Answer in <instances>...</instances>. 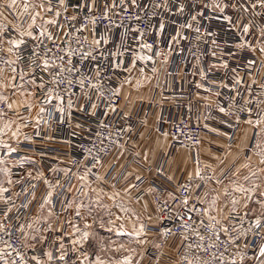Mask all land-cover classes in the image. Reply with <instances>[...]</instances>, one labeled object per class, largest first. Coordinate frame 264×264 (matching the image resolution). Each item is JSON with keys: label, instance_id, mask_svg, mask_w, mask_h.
Listing matches in <instances>:
<instances>
[{"label": "snow or ice", "instance_id": "1", "mask_svg": "<svg viewBox=\"0 0 264 264\" xmlns=\"http://www.w3.org/2000/svg\"><path fill=\"white\" fill-rule=\"evenodd\" d=\"M161 8L173 15L187 11L197 25L195 28L191 22L177 25L170 37L175 43L188 40L183 32L185 29L194 31L198 41L202 39L198 25L206 9L218 13L230 26L239 25L240 42L228 47L254 54L258 52L260 67L264 68V0H175L172 6L169 0H0V172L10 177L9 165L16 168L24 162L36 164L35 159L26 154L20 156V153L22 150L32 151V145L41 138L44 128L55 130L67 124L74 127L73 135L75 129L83 131V123L77 121L73 126L74 112L83 113L96 123L98 129L110 128L109 116L117 114L121 90L125 84L133 85L132 72L138 71L143 76V80H135L133 86L137 90L146 81L150 82L144 66L151 62L152 73L158 72L154 55H140L123 44H117L111 38L112 31L120 28L125 29V34L135 31L139 47L153 53L156 41L144 43L145 33L140 27L126 28L124 14L140 21L144 18L141 11L152 17ZM130 10L135 12L130 13ZM229 10L236 14L235 21L233 15L227 14ZM252 14L260 17L258 23L252 19ZM99 24L105 25L102 34L97 32ZM148 28H152L150 21ZM157 28L163 35L165 24L162 20L157 21ZM110 43L112 47H107ZM211 43L217 45L216 40ZM171 51V44H168L162 63H169ZM129 52L132 55L126 63L125 56ZM212 56H217L216 50L212 51ZM219 56L218 64L212 67L227 72L229 63L224 59L225 52L220 50ZM137 62L144 66L137 69ZM257 63L254 58L246 60L245 73L251 83L244 93L235 87L245 85L236 68L230 69L231 84L223 79L210 81L205 71L199 70L204 83L196 84L197 89L212 93L215 88L214 95L218 98L225 94L222 90H227V99L216 101L219 119L212 126L207 122L202 125L212 136L207 141L209 146L214 140L233 141L229 130L238 132L241 125L249 126L253 132L249 137L244 129L235 157L231 143L227 148L222 143L216 144L223 154L206 150L203 155L211 162H202L201 153L197 151L195 167L186 173L182 183L176 181L174 175L167 176L169 181L176 183L174 189L168 191L164 203L172 202L173 211L168 215L183 230L178 242L174 241L168 247L175 249L177 254L184 249L182 257L164 251L169 235H177L172 228L158 233L161 242L153 243L155 252L149 255L145 247L149 244L148 233L140 216L133 212L139 227L133 223L129 230L126 220L132 210L122 201L117 202L120 193L113 191L108 196L93 187L94 181L90 177H94L95 182H107L106 174L99 172L105 165L103 156L107 149L103 132L94 131L88 124L87 131L95 135L99 146L91 143L83 154V161H72V167L51 169L56 176L54 181L42 171L35 176L31 171L26 173L27 178L43 180L46 185L39 214L29 213L25 222H20L19 217L10 219L15 200L5 197L9 188L0 184V202L7 206L0 210V264H134L137 248L133 245L141 246L135 264H142L146 256L151 264H161L164 256L169 257V264H264V81L257 80L260 74ZM116 70L126 72L128 76L119 88L110 89L112 95L108 97L102 90V77L105 71ZM254 85L259 88L255 95ZM101 100L106 101L103 110H99ZM207 107L211 108V103ZM211 115L209 112L208 117ZM28 128H31V136L25 131ZM126 130L131 132L130 127ZM43 138L51 140L52 136L46 133ZM107 140L110 145L124 148L123 143L112 139L111 132ZM63 146L68 148L71 142L65 140ZM240 154H243V160ZM135 155L141 156V153ZM141 160L147 165L148 154L141 156ZM108 167L111 170L112 165ZM157 171L165 174L162 166ZM62 178L68 184L62 189L61 211L57 213L54 197L61 189ZM135 179L139 181L143 177L136 175ZM73 180L79 183L73 184ZM6 182L9 185L14 183L10 178ZM32 187L35 189L36 185ZM110 187L115 189V184ZM135 187L131 184L125 194ZM22 191L28 195L27 189ZM105 196L112 200L111 205L104 203ZM34 200L35 192L20 206L27 210L28 204ZM68 212L71 216L64 215L61 220V215ZM148 219L151 220L152 216L149 215ZM101 231L107 236H101Z\"/></svg>", "mask_w": 264, "mask_h": 264}, {"label": "built area", "instance_id": "2", "mask_svg": "<svg viewBox=\"0 0 264 264\" xmlns=\"http://www.w3.org/2000/svg\"><path fill=\"white\" fill-rule=\"evenodd\" d=\"M74 2V0H73ZM170 6H172L175 0H169ZM71 11V9H70ZM152 9H149L151 12ZM173 11H175V7H173ZM205 16L200 18V24L198 25L201 29V40H197V34L192 30H183L184 34L187 35L188 40L184 41V50L180 54V58L182 60L188 61L191 64L194 61L201 60L203 58H207L210 60L212 64H218L220 60L219 52L223 50L225 52L224 59H226L229 63V70L226 72L225 69L219 68L214 69L212 67H208L205 71L207 74V78L210 81L219 82L220 80H224L226 83L231 84L232 81L230 79L232 73L230 71L231 68H236L239 72V75L244 78L245 85L241 87L240 85H235L237 90L244 93L245 88L248 84L251 83L250 77L246 75L245 68L247 67L246 60L250 58H254L257 60V70L259 71V75L257 76L258 81H264V68L260 67L259 61L261 59L260 54L248 52L245 49H236L234 46L229 48L228 45L240 42V37L242 33L239 30V25L235 27L230 26L226 20L223 19L218 13L213 12L211 9H206ZM135 10H130V13H134ZM166 12L164 9H159L156 16L148 17L145 15L143 11L140 12V15L144 17L140 21H136L135 19H129V14H124L125 16V27L126 28H134L140 27L141 30L144 31L145 36L143 39L144 43H153L154 44V51L153 53H149L147 49H143L139 47L138 41V34L135 31H128L129 38H131V43L133 45V50H135L139 54L145 55H154L156 62H162L165 58L166 53V42L165 40H159L155 35L154 26L157 21H167L169 25L176 26L185 22L193 23V28L197 27L195 22L191 21L189 13L186 11L183 14L176 13L174 18L168 19L166 16ZM227 14L233 15V19L235 21L236 14H233L230 10ZM245 16L249 14H244ZM252 19H254L257 23L260 21V17L255 16L252 14ZM149 21L152 24V28H148ZM67 26V25H65ZM105 25L99 24L97 27V32L101 33L104 30ZM115 30H125L124 28L120 29H113ZM211 32L212 35H207V33ZM212 40L217 41V45H213L211 43ZM227 42V43H226ZM217 51V56H212V51ZM234 53V55H229L228 53ZM112 72L105 71L102 79L104 81V89L105 94L108 97H111L112 88H118L117 85L112 83ZM195 81H193V85ZM216 91V89L214 88ZM259 91L258 85L253 86V94L255 95ZM224 95L220 98V101L223 102L227 99V90H222ZM176 96L180 98L189 97V91L185 89H178L176 91ZM115 99V97H113ZM123 97L120 93L119 99L117 103L119 104V108L117 110V114L113 115L110 114L109 116V129L101 130L97 128V125L94 121L88 120V118L79 112H74L73 114V126L76 124L77 121L83 123L85 125L84 130L81 131L80 129H75L76 134L73 135L74 127H69L67 124L61 125L55 130H52V139L48 140L45 137L46 133H49V130L45 131V133L41 134V138H37L36 144L32 145V151L24 152L23 150L20 153V156L27 155L30 159H35L36 164H31L28 162H24L22 166L12 168L11 165L8 167L11 169V176L9 177L14 183L9 185L7 184L5 187L9 188V192L5 193V197H11L15 200V207L11 213L10 219L12 217H19L20 222H25L26 217L29 216V213L35 214L39 209V205L43 201V197L46 194V185L44 184L43 180H33L27 178L26 173L28 171H33V176L37 174L38 171L44 172L47 176H49L53 181L56 179V176L51 173V169L53 168H67L72 167V161H83V154L86 152L87 148L91 145V143H96L99 146V140L96 139L94 134H90L87 131L88 124H91V127L94 131H102L105 137V144L104 146L107 149V154L103 156L106 163L118 152L121 150H129V141L130 139L136 138V131L144 125L143 120L145 118V105L139 104L137 109L132 112H127L123 106ZM100 109L103 110L105 107L106 101L101 100L100 102ZM155 102H151L150 109L148 110L149 114L152 111V108L156 107ZM182 108H186L185 105H182ZM98 110V111H99ZM211 112V117H208V113ZM126 114V115H125ZM216 114V104L212 105L211 108H207L205 113V119L210 126H212V118L215 117ZM204 122V123H205ZM193 122L190 117L186 113L181 114L178 116L168 128V135L170 137V150L174 151L178 147H184L187 149L191 154L195 155L197 152L201 142H202V134L207 132L206 129L202 127L204 124ZM197 124L201 125L197 127ZM242 126V125H241ZM131 128V132H128L126 129ZM235 127V125L233 126ZM29 136L32 135L31 129L25 130ZM111 132L112 139L115 141H119L120 143L124 144V148L117 146L116 144H109L107 137ZM239 132V131H238ZM238 132H233L229 130V134L233 135L234 139L228 143H234L236 140V136ZM43 138V139H42ZM67 140L71 142V146L65 148L63 146V142ZM199 141V143H198ZM67 153V155L65 154ZM12 159V158H10ZM133 159L136 160V155L134 153ZM104 165V167H105ZM79 167V164H77ZM104 167L99 169L101 175L106 174L107 182H111L116 178V164H112L111 170L109 168L105 173H103ZM163 167V166H162ZM164 168V167H163ZM75 170V169H74ZM165 170V168H164ZM80 171H83L80 168ZM93 171H96L95 169ZM59 175V173H57ZM90 179L94 180V177H90ZM184 177L180 179L178 182H183ZM78 181L73 180V184H77ZM176 181H169L167 179L166 170L165 174L161 175L160 172L157 171L156 176L154 178L143 177L142 180H135L133 184L136 185L133 188V193L130 195V198L133 202L137 203L140 208L147 214L146 218L143 220L145 225L146 232H155L156 236L149 241V244L145 246L147 248L148 254H152L155 252V249L152 247L153 243L161 242V237L158 233L165 231L167 228H172L174 232H176V237L169 235L168 242L165 244L164 249L174 241L178 242L179 233L182 232V229H179L175 222L173 221L172 217L168 215L173 211V204L169 201L168 204L164 203V200L167 196L168 191H171L175 187ZM35 184L36 188L33 189L32 185ZM68 181L66 179H61V189L57 190L58 195L54 197L57 201L56 203V212L60 213L61 207L60 203L63 200L62 189L66 187ZM22 189H27L28 195L26 196ZM151 189V191H149ZM35 192V200L28 204L27 210L22 208L20 205L25 203ZM14 193H18V195H13ZM157 206H159V211H157ZM7 207L5 204L0 202V210ZM64 215L71 216V213H64L61 215V220L64 219ZM151 215L152 219L149 220L148 216ZM152 220L155 221V224L152 225ZM13 224L16 223L15 220L12 221ZM68 227V225H65ZM15 233V228H13ZM42 254V253H41ZM175 255L183 256L184 249H181L179 254L175 253ZM207 259V256H205ZM162 261L165 264H169V257L164 256ZM142 264H151V261L146 256L145 260Z\"/></svg>", "mask_w": 264, "mask_h": 264}, {"label": "crops", "instance_id": "3", "mask_svg": "<svg viewBox=\"0 0 264 264\" xmlns=\"http://www.w3.org/2000/svg\"><path fill=\"white\" fill-rule=\"evenodd\" d=\"M166 16L168 20L174 18L175 15L170 12H166ZM163 23L165 24L164 34H159L157 23L154 26V32L159 40H165L166 53L167 45L171 44L172 51L168 54L169 63L164 64L162 62H156L155 67L158 69V72L154 74L151 71V68L153 67L151 62H149L147 66L142 65L141 62H137V69L144 66L145 74L149 77L150 82L146 81L144 86L137 90L133 86L135 84V80H143V76H141L138 71L134 70L132 72L133 85L125 84L120 92L123 97L122 106L127 112L135 111L139 104L145 105V118L143 120L144 125L136 131V138L130 139L128 147L129 150L125 149L118 151L106 163L103 173L107 171L109 164H116L115 180L106 183L93 182V187L99 188L103 192L105 191L108 196H111L113 191H117L120 193L119 197H124L130 201V203L136 205L141 215L140 222H143L147 214L137 203L131 200L130 195L133 193V189L128 194H125V189L134 183L136 175L154 178L157 173V168L161 166L165 168L166 175H174L176 177V181L182 179L187 172L192 171L195 167V155L191 154L184 147H178L174 151H171L170 137L169 135L165 137L162 133H167L171 123L183 113H186L193 122L204 123L206 121L205 113L208 108L207 105L211 103L212 106L216 104L218 99L220 100V98L214 95V89L212 93H208L203 89H197L195 87L198 83H204V81L201 80L199 70L203 69L206 71V69L208 67H212L213 64L210 63V60L207 58L194 61L191 64H189L188 61L182 60L180 58V54L184 50V40H181L179 43L172 42L170 37L174 33V30H176V26L169 25L167 21H163ZM111 38L117 44H123L125 48L133 49V45L130 42L131 38H129L128 32L125 34V30L112 31ZM107 47H112V44L110 43ZM131 55V52L126 54V63L128 57ZM214 69H219V67ZM168 73L172 74L168 75ZM127 76L128 73L116 70V72H112V83L117 85L119 88L120 84ZM193 81H195L194 85ZM178 89L188 90L189 97L180 98L176 96L175 94ZM151 102H155L157 105L152 108V111L149 114H147L150 109ZM182 105H185L186 108H182ZM189 108H191V112H189ZM218 119V115L213 117L211 120L212 124H214V122ZM244 129H247L249 137L252 136L253 129L249 128L247 125H242L241 129L237 133L235 142L231 144L233 157L237 154V145L240 143L239 137L243 136ZM47 130L49 129L44 128L41 131V134L45 133ZM49 133L52 135V130H49ZM209 139H212V136L207 132H204L202 134V142L197 150L201 153L200 159L202 162H211L208 160L207 156L203 155L206 150L210 149L214 153L220 151V154L222 155V150H218L216 148V144L222 143L225 145V148H227L229 144L224 140H214L213 144L209 146L207 143ZM136 152H140L141 156L148 154L149 161L147 162V165L141 160V156L136 155V160L133 159V155ZM121 153H123V155H120ZM240 159L243 160V154H240ZM31 172L33 174V171ZM128 173H131L132 175L129 176ZM8 178L9 177H6L3 172H0V184L4 187L7 185L6 181ZM78 183L79 182H77V184ZM112 184H115V189L110 187ZM35 214H39V209ZM151 223L154 225L155 221L152 220ZM147 233L148 241L152 240L156 236L155 232ZM164 251H171L174 256L176 253L175 249H170L168 246L164 249ZM161 264L165 263L161 260Z\"/></svg>", "mask_w": 264, "mask_h": 264}, {"label": "rangeland", "instance_id": "4", "mask_svg": "<svg viewBox=\"0 0 264 264\" xmlns=\"http://www.w3.org/2000/svg\"><path fill=\"white\" fill-rule=\"evenodd\" d=\"M255 157L253 158V160L255 161ZM103 192V191H102ZM103 193H105V191L103 192ZM117 199V202H123L127 207H129L132 211H130L129 212V214H128V216H129V218L126 220V225H127V228L129 229V230H131V227H132V224L133 223H136V225H137V227H139V222H137L136 220H135V216L133 215V212H135L136 214H138L139 216H140V218H141V215H140V211L137 209V207H136V205H134V204H132V203H130V201H128L126 198H124V197H117L116 198ZM103 200H104V203H107V204H109V205H111L112 204V200H110V199H108L106 196L105 197H103ZM113 211H117L116 209H113ZM90 222V221H89ZM101 236H107V234L106 233H104L103 231H101ZM147 238V237H146ZM148 239V238H147ZM133 247H136L137 248V255H135V257H134V262L136 261V260H138L139 259V255H138V253L141 251V246H139V245H133ZM127 253H120L119 255H126Z\"/></svg>", "mask_w": 264, "mask_h": 264}]
</instances>
